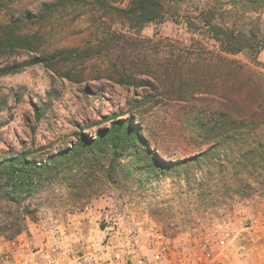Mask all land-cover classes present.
<instances>
[{
	"label": "rangeland",
	"instance_id": "obj_1",
	"mask_svg": "<svg viewBox=\"0 0 264 264\" xmlns=\"http://www.w3.org/2000/svg\"><path fill=\"white\" fill-rule=\"evenodd\" d=\"M109 1L120 6L129 3V0ZM204 1L208 0L168 3L171 10H179L177 19L168 14L163 21L149 22L141 28V36L188 42L195 38L209 48H218L208 29L192 31L184 21L192 7ZM45 2L50 0H0V26L12 18L38 16ZM219 2L216 22L237 23L249 42H254L255 35L264 40V4L246 7L242 2L235 6L226 0ZM81 11L84 13L79 15ZM54 20L28 24L26 29H41L50 48L93 40L109 28L131 30L125 18L98 5L83 6L78 13L70 11L64 22ZM36 55L29 50L0 54V67ZM230 57L260 72L264 81V49L245 48ZM144 79L147 83L140 87L119 84L106 77L76 83L43 63L0 75V158L35 149L38 152L33 158L46 156L71 146L81 131L95 136L97 130L109 126L120 114L119 118H133L151 147L168 160H184L207 150L209 145L203 143L189 123L190 109L186 106L190 104L163 96L152 89V78ZM205 103L209 104L207 100ZM242 132L244 140H238V144L234 138L226 140L209 163L190 165L189 171L181 175L166 174L155 179L145 176L141 183L137 174L127 176L121 166H115L110 176L106 159L92 160L63 171L21 204L5 202L0 192V236L17 235L11 236L15 227H4L5 222L12 223L15 218H19L17 222L23 232L30 225L36 226L41 218L63 215L93 202L116 205L133 219L151 222L170 236L192 243L214 225L237 221L243 213H254L264 205V125H249ZM255 142L262 147L246 155V150L255 148ZM83 164L86 169L80 170ZM247 264H264V248Z\"/></svg>",
	"mask_w": 264,
	"mask_h": 264
},
{
	"label": "trees",
	"instance_id": "obj_2",
	"mask_svg": "<svg viewBox=\"0 0 264 264\" xmlns=\"http://www.w3.org/2000/svg\"><path fill=\"white\" fill-rule=\"evenodd\" d=\"M181 1L129 0L127 6H120L109 0H50L45 2L38 16L12 18L0 26V54H12L16 50L37 53L30 59L0 67V75L43 63L76 83L106 77L119 84L140 87L147 83L144 77L152 78V89L190 104L186 106L190 109L189 123L203 143L209 145L202 154L184 160H168L151 147L133 118L116 115L113 122L97 130L95 136L81 131L71 146L53 151L44 158L32 157L38 149L0 158V192L5 202L21 204L63 171H71L75 165L92 160L106 159L110 176L115 166H121L127 176L137 174L141 183L145 176L155 179L166 174H185L190 165L209 163L226 140L234 138L237 144L238 140H244L242 131L249 125H264V81L260 72L230 57L245 48L264 49V40L255 35L254 42H249L237 23L216 22L220 0L200 2L184 16L190 30L208 29L209 37L219 44L218 48H209L195 38L188 42L171 37L159 40L141 36L140 30L147 23L163 21L168 14L178 16L179 10H171L168 3L180 5ZM226 1L234 6L242 2L246 7L264 4V0ZM95 5L106 12L115 11L127 20L131 30L122 32L109 28L93 40L67 42L50 48L46 46L47 39L41 29H26L28 24L52 19L64 22V16L70 11L78 13L83 6ZM254 147L246 150V155L253 154L262 144L255 142ZM260 154L262 156L263 150ZM124 159L127 162L124 163ZM221 161L224 164L225 161ZM85 164L81 168L78 166L79 169H86ZM15 219V223L4 224L6 229L15 227L11 236L22 232L23 228L17 222L19 218Z\"/></svg>",
	"mask_w": 264,
	"mask_h": 264
},
{
	"label": "built area",
	"instance_id": "obj_3",
	"mask_svg": "<svg viewBox=\"0 0 264 264\" xmlns=\"http://www.w3.org/2000/svg\"><path fill=\"white\" fill-rule=\"evenodd\" d=\"M39 244L25 229L0 236V264H247L264 248V205L214 225L192 243L172 237L116 205L89 202L36 222Z\"/></svg>",
	"mask_w": 264,
	"mask_h": 264
},
{
	"label": "crops",
	"instance_id": "obj_4",
	"mask_svg": "<svg viewBox=\"0 0 264 264\" xmlns=\"http://www.w3.org/2000/svg\"><path fill=\"white\" fill-rule=\"evenodd\" d=\"M30 225V224H29ZM31 230V239L34 244H39L42 239V233L39 232L37 229V226H34V224L29 226Z\"/></svg>",
	"mask_w": 264,
	"mask_h": 264
}]
</instances>
